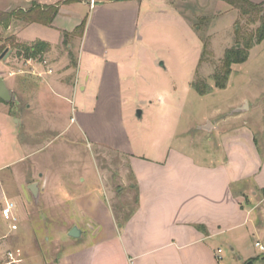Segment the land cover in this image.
Returning a JSON list of instances; mask_svg holds the SVG:
<instances>
[{"label":"crops","instance_id":"0c3cea01","mask_svg":"<svg viewBox=\"0 0 264 264\" xmlns=\"http://www.w3.org/2000/svg\"><path fill=\"white\" fill-rule=\"evenodd\" d=\"M251 1L264 4V0ZM50 6H58L50 25L13 19L8 28L0 26L4 42L0 55L9 54L7 60L0 58L5 62L0 76L29 103L22 115V101L13 105L0 99V112L5 116L19 112L24 117L19 128L26 131L31 130L28 117L40 116L48 123L47 130H60L57 138L69 133V125L64 128L57 123L69 113L62 104H79V134L89 146L105 147L128 158L136 192L134 210L123 223L116 222L114 233L81 243L82 231L73 238L71 248L59 252L54 264H221L222 240L232 235L229 243L236 244L237 232L257 229L252 215L264 203V156L253 132L244 130L242 140L223 134L225 155L219 159L197 154L185 144L175 149L155 145L146 154L130 146L117 112L126 98L127 103L132 100L133 77L143 71L139 63L148 65L151 59L153 66H164L160 54L148 49L157 42L153 36L170 37L167 29L187 30L182 8L175 0H94V6L90 0H0L4 13ZM84 21L85 29L79 33ZM159 40L163 44L164 39ZM39 42L48 47L35 58L19 47ZM74 48L75 56L70 52ZM37 132L35 128L33 133ZM243 180L250 183L237 190ZM48 185L49 179L37 187L36 194L47 195ZM92 226L95 235L98 227ZM17 230L18 225L11 229ZM7 251L16 264H50L38 255L27 257L21 248Z\"/></svg>","mask_w":264,"mask_h":264},{"label":"rangeland","instance_id":"374dc122","mask_svg":"<svg viewBox=\"0 0 264 264\" xmlns=\"http://www.w3.org/2000/svg\"><path fill=\"white\" fill-rule=\"evenodd\" d=\"M175 2L187 18V30L167 29L170 37L153 36L157 42L164 39L163 44L148 47L160 54L164 66H153L151 59L148 65L139 63L143 71L134 75L131 90L135 103H127L126 98L117 111L130 146L148 154L155 145L175 149L185 144L197 154L219 159L225 155L223 134L238 135L242 140L244 130L250 129L264 156V41L250 50L247 62L232 66L226 89L216 88L213 79L226 51L242 48L244 39L255 36L260 19L244 16L222 0ZM3 43L0 41V52ZM70 52L76 55L75 48ZM4 64L0 60V68ZM195 82L211 88L210 93L200 95L193 88ZM11 92L13 105L22 101L24 115L27 98L21 96V100L19 91ZM140 101L146 103H136ZM62 107L69 113L57 123L64 128L69 125V133L57 138L54 136L60 130H47L48 123L40 116L28 117L31 130L26 131L19 128L24 118L19 112L13 110L8 117L0 112V167L10 164L0 169V210L5 200L14 202L18 225L12 232L9 222L0 216V264L8 260V249L18 248L27 257L38 255L54 264L59 252L76 242L65 230L79 226L84 232L81 243L100 240L114 233L116 222L123 223L136 206L128 158L105 147L87 145L76 123L80 105L65 103ZM74 132L78 136L71 139ZM48 179L47 195L29 189L33 184L42 187ZM249 183H237V190ZM253 221L257 229L237 232L238 243H229L232 235L223 238L221 264H264V251L256 247L257 242L264 245V203L253 212ZM93 224L98 227L95 235ZM250 254L253 258L248 259Z\"/></svg>","mask_w":264,"mask_h":264},{"label":"trees","instance_id":"16d2710c","mask_svg":"<svg viewBox=\"0 0 264 264\" xmlns=\"http://www.w3.org/2000/svg\"><path fill=\"white\" fill-rule=\"evenodd\" d=\"M227 5L234 9L239 10L242 15H256L261 21L259 28L256 31L255 36H251L249 39H244L245 44L242 48L235 46L232 49L226 51L221 68L214 74L213 79L215 81V87L218 89H226L229 77L232 73V66L243 64L249 59L250 50L261 44L264 41V4H256L251 0H222ZM58 13V6L46 7L42 10L39 7H35L25 12L23 10L14 11L10 13L0 12V26L8 28L13 19H22L27 23H42L50 25L55 16ZM86 26L84 21L81 26L77 29L79 33H83ZM22 48L24 54L27 57L35 58L43 51H46L47 45L45 43H36L31 46H19ZM193 88L197 90L200 95H207L210 93L211 88L207 87L202 83H193Z\"/></svg>","mask_w":264,"mask_h":264},{"label":"built area","instance_id":"2783aa9c","mask_svg":"<svg viewBox=\"0 0 264 264\" xmlns=\"http://www.w3.org/2000/svg\"><path fill=\"white\" fill-rule=\"evenodd\" d=\"M91 6H94V0H90ZM16 205L14 202L5 200V203L0 210V216L4 220L9 222V227L12 230L17 229V217H16ZM256 247L259 248L261 251H264V245L261 243H256ZM7 261L4 264H16V259L11 252L7 253Z\"/></svg>","mask_w":264,"mask_h":264},{"label":"water","instance_id":"95a60500","mask_svg":"<svg viewBox=\"0 0 264 264\" xmlns=\"http://www.w3.org/2000/svg\"><path fill=\"white\" fill-rule=\"evenodd\" d=\"M8 57H9V54L7 53H2L0 55V58L3 60H7ZM0 99L4 102H11L14 99L11 90L8 88L2 76H0ZM137 114H138V117H141L142 111L139 110ZM29 189H31V191H33V193L36 194L37 185L33 184L31 187H29ZM24 191L27 194V190L25 189V187H24ZM81 234H82V231L76 226L73 227L69 232V236L72 238H76V239L79 238Z\"/></svg>","mask_w":264,"mask_h":264}]
</instances>
